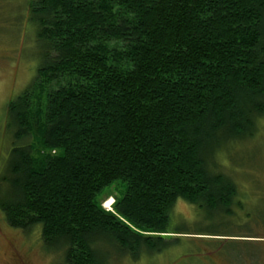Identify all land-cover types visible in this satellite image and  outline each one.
Listing matches in <instances>:
<instances>
[{
	"label": "trees",
	"instance_id": "trees-1",
	"mask_svg": "<svg viewBox=\"0 0 264 264\" xmlns=\"http://www.w3.org/2000/svg\"><path fill=\"white\" fill-rule=\"evenodd\" d=\"M27 7L39 61L5 108L9 227L37 228L62 264H105L108 250L160 251L178 199L230 219L247 208L236 177L213 167L264 118V0ZM117 180L125 188L105 210Z\"/></svg>",
	"mask_w": 264,
	"mask_h": 264
},
{
	"label": "rangeland",
	"instance_id": "rangeland-1",
	"mask_svg": "<svg viewBox=\"0 0 264 264\" xmlns=\"http://www.w3.org/2000/svg\"><path fill=\"white\" fill-rule=\"evenodd\" d=\"M38 61L27 0H0V175L4 173L11 141L5 125L6 104L31 81ZM233 147L235 150L229 153L227 161L221 159L222 165L213 169L236 177L246 194L245 198L239 197L247 208L240 211L235 207L237 213L230 219L178 199L172 209L168 234L164 236L166 245L160 251L142 252L133 260L108 250L105 264H264V118L259 121L254 138ZM235 167L239 172L231 170ZM124 188L121 180L104 188L100 196L102 208L111 211L114 199ZM248 210L254 214L250 220L243 218ZM0 264H62V261L58 253L44 249L37 228L29 232L11 228L0 212Z\"/></svg>",
	"mask_w": 264,
	"mask_h": 264
}]
</instances>
